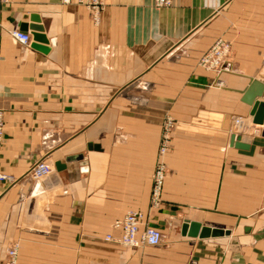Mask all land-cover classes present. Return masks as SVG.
Masks as SVG:
<instances>
[{"label": "crops", "instance_id": "1", "mask_svg": "<svg viewBox=\"0 0 264 264\" xmlns=\"http://www.w3.org/2000/svg\"><path fill=\"white\" fill-rule=\"evenodd\" d=\"M101 1L97 21L79 0L1 4L0 172L15 181L0 182V263L17 243V264H264V127L241 100L264 76V0ZM217 41L230 56L216 75L199 60ZM166 116L175 128L153 205ZM233 133L250 149L231 146ZM40 160L52 171L34 178ZM130 211L160 245L105 240ZM190 221L230 235L184 236Z\"/></svg>", "mask_w": 264, "mask_h": 264}, {"label": "built area", "instance_id": "2", "mask_svg": "<svg viewBox=\"0 0 264 264\" xmlns=\"http://www.w3.org/2000/svg\"><path fill=\"white\" fill-rule=\"evenodd\" d=\"M6 0H0V7ZM69 2L70 0H63ZM85 3L93 12L94 20H98L99 11L101 9V2L99 0H79ZM157 6L170 5V0H156ZM11 35L17 39L23 45H30L32 37L29 33H25L19 28H15L11 31ZM230 56L229 45L223 41H217L211 51L203 55L201 63L203 67L209 70H215L218 73L221 71L223 65ZM219 87L223 84L218 82ZM167 123L163 126L164 135L163 140L159 148V158L156 165L155 173L153 175V192L152 203L157 205L160 201L163 183L166 176L167 168L164 162V157L171 147V137L173 130V120L167 119ZM247 119L244 117H234V127L237 129L240 123H246ZM4 137V125H3V111L0 108V147ZM52 171V167L44 160L36 162L29 170V174L34 178H42ZM15 179L5 173L0 172V182L13 183ZM112 229L119 231V235L109 233L106 235L105 240L109 242L117 243L124 247H142L158 246L161 244L163 235L162 232L144 222V215L138 211H130L126 213L121 219L113 222ZM19 245L14 243L7 250V258L0 264H17Z\"/></svg>", "mask_w": 264, "mask_h": 264}, {"label": "water", "instance_id": "3", "mask_svg": "<svg viewBox=\"0 0 264 264\" xmlns=\"http://www.w3.org/2000/svg\"><path fill=\"white\" fill-rule=\"evenodd\" d=\"M31 24L29 28L33 30L34 41H41L43 39L42 32L44 27L40 24V20L37 15L31 16ZM23 30H26V26H22ZM38 46V45H36ZM264 76L252 78L248 87L243 92L242 102L251 107L250 115L252 116L253 124L264 127ZM264 136V129H263ZM230 145L241 150H249L250 145L242 140L240 135L233 133L230 138ZM77 159H81L78 157ZM75 159H70L72 161ZM64 166V165H63ZM76 166H69V169H73ZM64 168V167H63ZM181 233L184 236L192 238H209V237H223L229 236L230 231L223 229H216L207 226H203L200 222L190 221L184 222L181 228ZM232 249L237 244V238L231 239ZM237 250V249H235Z\"/></svg>", "mask_w": 264, "mask_h": 264}, {"label": "rangeland", "instance_id": "4", "mask_svg": "<svg viewBox=\"0 0 264 264\" xmlns=\"http://www.w3.org/2000/svg\"><path fill=\"white\" fill-rule=\"evenodd\" d=\"M100 2H101V6H102V1L101 0H99ZM155 4H156V0H155ZM171 4H172V1L170 0V5H166V6H157L156 5V7H168V6H171ZM92 11V10H91ZM92 14H93V12H92ZM93 16H94V14H93ZM212 47H213V45L203 54V55H205V54H207V53H209L210 51H211V49H212ZM203 55H202V57H203ZM202 57L200 58V60H199V65L201 66V67H203V65H202V63H201V60H202ZM205 70H207V71H211V72H214V73H216V75L218 74V72L217 71H215V70H209V69H207V68H205V67H203ZM168 118H171L172 120H173V130H174V128H175V120L172 118V117H170V116H166L165 117V119H164V121H163V126H165V124L167 123V119ZM233 126H234V119H233ZM173 130H172V134H173ZM237 134V133H236ZM163 135H164V129L162 130V136H161V141H160V145H161V143H162V140H163ZM171 141H172V137H171ZM160 148V147H159ZM158 158H159V152H158ZM157 162H158V160H157Z\"/></svg>", "mask_w": 264, "mask_h": 264}]
</instances>
